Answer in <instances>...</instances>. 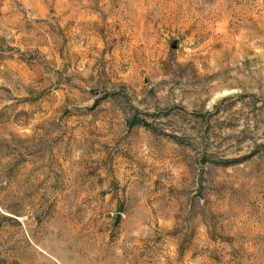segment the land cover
<instances>
[{
	"label": "rangeland",
	"instance_id": "1",
	"mask_svg": "<svg viewBox=\"0 0 264 264\" xmlns=\"http://www.w3.org/2000/svg\"><path fill=\"white\" fill-rule=\"evenodd\" d=\"M0 264H264V0H0Z\"/></svg>",
	"mask_w": 264,
	"mask_h": 264
}]
</instances>
